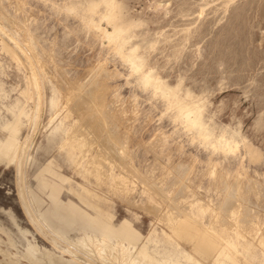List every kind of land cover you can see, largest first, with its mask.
<instances>
[{
    "label": "rangeland",
    "instance_id": "374dc122",
    "mask_svg": "<svg viewBox=\"0 0 264 264\" xmlns=\"http://www.w3.org/2000/svg\"><path fill=\"white\" fill-rule=\"evenodd\" d=\"M19 1L22 10L30 15L33 42L44 47L55 42L56 67L64 70L68 78L82 75L86 66L104 64L108 72L104 79L106 103L119 121V132L128 138L129 154L140 170L144 171L153 163V153L161 156L157 157L161 163H187L192 169L189 184L192 188L198 185L197 192L201 196L206 193L212 197L208 177L202 175L211 164L220 172L237 173L264 184V164L244 160L243 156L237 160L225 156L223 151L238 126L252 149L259 151L264 144V47L260 42L264 38V0ZM91 4L108 7L91 9L88 7ZM11 5L3 4L6 11L18 19L21 11L14 12ZM108 17L113 20L110 22ZM0 21L11 33L21 37L10 22L1 16ZM113 32L115 36L109 48L105 33ZM0 36L19 53L2 31ZM118 46L125 49L126 58L145 62L172 87L182 80L185 95L193 97L188 111L161 120L153 97L140 89H130L125 78L126 68L110 57V52ZM0 67L4 71L0 74V86L7 92V100H12L24 87V72L1 49ZM49 67L54 70L52 65ZM44 93V114L30 151L31 163L27 166L28 188L40 217L69 239L79 236L81 229L89 233H98L99 227L123 232L127 224L130 230L137 232V245L151 235L160 254L175 256L180 250L174 243L177 241L181 250L193 255L201 264H211L194 254L189 243L177 239L173 242L165 237L163 230H168L156 217L119 201L105 186L95 185L91 177L72 165L69 148H59L65 139L62 129L68 121L62 119L55 106L59 93L53 81L44 80ZM203 93L208 95L202 115L195 98ZM213 114L215 120L211 126L216 129L215 140L202 146L201 126H209ZM196 122L198 126L192 128L191 124ZM184 126L189 127V132L184 131ZM30 129H23L22 137ZM152 142L155 146L149 151ZM16 177L14 167L0 169V226L14 243L10 246L1 231L0 247L13 259V254L18 255L25 247L26 238L38 248L45 247L57 254L26 219L16 195ZM81 186L98 194L100 199L93 201ZM129 198L140 203L147 195L136 186ZM6 211L11 212L25 236L11 224ZM85 220L92 224H85ZM106 235L112 236L109 232ZM240 243L241 256L250 264H264V257L253 239L247 237ZM148 246L151 249L152 243ZM234 264H242L241 259Z\"/></svg>",
    "mask_w": 264,
    "mask_h": 264
},
{
    "label": "bare ground",
    "instance_id": "6f19581e",
    "mask_svg": "<svg viewBox=\"0 0 264 264\" xmlns=\"http://www.w3.org/2000/svg\"><path fill=\"white\" fill-rule=\"evenodd\" d=\"M4 2L12 4L14 12L21 11L18 19L6 11ZM21 5L19 0H0L1 18L21 33L20 38L15 36L0 21V31L15 44L20 54L1 36L0 49L24 72L25 79L24 87L12 100H7V92L0 86V169L5 171L14 167L16 195L22 211L57 254L45 247L38 248L25 238V247L18 255L13 254V259L0 247V264H201L193 255L181 250L174 239L189 243L194 254L211 264H234L238 259L242 264H250L240 252L243 249L240 240L247 237L255 241L259 254L264 257V184L250 177L242 178L237 173L220 172L215 164H211L202 175L208 177L212 197L206 193L201 196L197 192L199 186L192 188L189 184L192 169L187 163H161L158 161L161 156L153 153V163L144 171L140 170L129 154L128 138L119 132V121L106 103L104 79L108 72L104 64L98 62L86 66L82 75L68 78L64 70L56 67L55 42L51 41L47 47L33 42L29 30L30 15ZM49 65L53 66V71ZM0 74H4L2 68ZM45 79L54 82L59 93L55 106L62 119L68 121L62 129L65 139L59 148H69L72 165L91 177L95 185L105 186L119 201L156 217L168 230H163L165 237L180 249L177 255L160 254L151 235L137 245V232L130 230L127 224L123 232L98 226V233L81 229L79 236L69 239L40 217L28 188L27 166L31 163L30 151L44 114ZM29 127L30 132L22 137V130ZM154 146L155 142L149 144V151ZM136 186L147 195L144 202L130 200ZM81 189L93 201L100 199L89 189L82 186ZM6 215L19 234L25 236L11 212L6 211ZM204 219H207L206 223ZM88 223L92 224L85 220V224ZM1 231L9 245L14 246L2 226ZM106 232L112 236L108 237ZM29 245L32 248L30 255L25 251Z\"/></svg>",
    "mask_w": 264,
    "mask_h": 264
},
{
    "label": "snow or ice",
    "instance_id": "6c2138e0",
    "mask_svg": "<svg viewBox=\"0 0 264 264\" xmlns=\"http://www.w3.org/2000/svg\"><path fill=\"white\" fill-rule=\"evenodd\" d=\"M88 7L97 9L100 7H108V5L91 4L88 5ZM108 19L110 22L113 20L112 17H108ZM105 36L109 41V48H111L115 33L113 32L111 35L105 33ZM260 42L261 46L264 47V38H262ZM101 47L103 48V38H101ZM124 51L125 49L118 46L114 51L110 52V57L113 61L122 63L126 68L125 78L128 81V87L130 89H140L153 97V100L157 103L159 118L161 120H164L165 117H172L177 113L183 114L188 111L193 97L191 94L185 95L182 80L177 81L175 87H172L169 83L159 78L156 69H152L143 61L126 58L124 56ZM207 95V93H203L200 97L195 98L198 101L196 107L202 115L207 107ZM200 105L204 107H200ZM191 114L192 113L189 112V116H191ZM212 120H215L214 114L211 120H209V126H201L200 140L204 142L202 146H206L207 143H212L215 140L216 129L211 126ZM176 123L179 122L177 121ZM198 124L199 122L192 123L191 127L195 128ZM239 127L240 126L232 132V140H229L227 144L223 146L225 156L230 155L237 160H240L241 156H243L244 160L264 164V144L261 145L259 151L252 149L249 141L243 138ZM189 130L188 126H184L185 132H189ZM196 142V140H193V143ZM213 150H217L215 144L213 145ZM25 251L30 255L32 253L31 245H29ZM193 264H195V262H193Z\"/></svg>",
    "mask_w": 264,
    "mask_h": 264
}]
</instances>
